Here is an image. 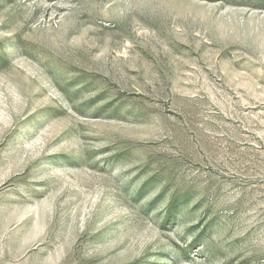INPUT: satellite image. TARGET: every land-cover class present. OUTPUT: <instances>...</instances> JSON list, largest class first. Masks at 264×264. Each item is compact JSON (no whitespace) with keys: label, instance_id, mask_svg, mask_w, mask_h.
<instances>
[{"label":"rangeland","instance_id":"1","mask_svg":"<svg viewBox=\"0 0 264 264\" xmlns=\"http://www.w3.org/2000/svg\"><path fill=\"white\" fill-rule=\"evenodd\" d=\"M0 264H264V0H0Z\"/></svg>","mask_w":264,"mask_h":264}]
</instances>
